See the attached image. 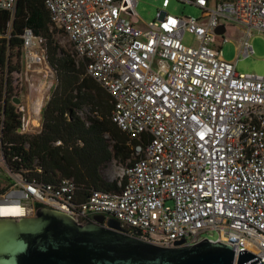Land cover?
I'll return each instance as SVG.
<instances>
[{
	"label": "built area",
	"instance_id": "built-area-1",
	"mask_svg": "<svg viewBox=\"0 0 264 264\" xmlns=\"http://www.w3.org/2000/svg\"><path fill=\"white\" fill-rule=\"evenodd\" d=\"M17 1L0 0V9L13 13ZM179 1L201 15L169 14L170 0H162L141 27L136 0H43L87 75L110 95L111 120L128 136L132 158L118 189L83 195L72 178L43 182L12 171L0 154V213L17 206L7 217L31 216L39 202L81 223L114 217L163 246L206 238L230 243L235 256L245 249L264 260V74L236 70L240 57L254 54L249 31L264 32V0ZM240 27L236 58L226 60L218 41ZM185 33L197 44H185ZM22 40L25 77L38 65L40 76L50 72L42 40L31 28ZM40 90L30 85L38 104ZM210 232L215 237L204 236Z\"/></svg>",
	"mask_w": 264,
	"mask_h": 264
},
{
	"label": "trees",
	"instance_id": "trees-1",
	"mask_svg": "<svg viewBox=\"0 0 264 264\" xmlns=\"http://www.w3.org/2000/svg\"><path fill=\"white\" fill-rule=\"evenodd\" d=\"M26 28L42 40L39 49L55 78L34 132L24 130L23 110L14 101L23 104L27 92L22 40ZM61 33L43 0H18L13 13L0 9V154L12 171L31 178H72L83 195L89 189L116 190L118 180L105 178L101 170L111 160L128 164V136L111 120L110 95L87 75L83 62L77 64L65 51L58 41ZM86 103L97 112L89 122L77 114Z\"/></svg>",
	"mask_w": 264,
	"mask_h": 264
},
{
	"label": "water",
	"instance_id": "water-1",
	"mask_svg": "<svg viewBox=\"0 0 264 264\" xmlns=\"http://www.w3.org/2000/svg\"><path fill=\"white\" fill-rule=\"evenodd\" d=\"M223 26L216 29L222 33ZM20 103L19 99L14 100ZM5 104V102H4ZM163 246L129 233L114 217L78 222L61 210L39 206L31 216L0 217V264H263L247 250L204 238Z\"/></svg>",
	"mask_w": 264,
	"mask_h": 264
},
{
	"label": "rangeland",
	"instance_id": "rangeland-1",
	"mask_svg": "<svg viewBox=\"0 0 264 264\" xmlns=\"http://www.w3.org/2000/svg\"><path fill=\"white\" fill-rule=\"evenodd\" d=\"M136 1L137 4L135 6V15L138 19L137 24L141 27H144L145 23H147L148 21L153 20L158 10H162L161 7L162 0H136ZM217 1L218 0H210L209 5L211 7H214ZM165 11L169 14H173L176 16L184 15V16L199 17L201 15V10L199 8L193 5L185 4L179 0H170V4L167 8H165ZM123 15L126 17V19H130L129 14L125 13ZM243 29H244L243 27H240V29L229 28L224 33L225 41L223 43L218 41V43L221 45L223 57L226 60H234L236 58V47L238 46L239 39L242 35ZM249 40L254 49V54L249 57H240L236 63V70L240 74H244V73L264 74V32L256 28H252L249 31ZM58 41L64 47L65 51L71 53L74 56L77 64L82 63V60L78 56H76L73 46L65 34L61 33V35L58 36ZM183 41L187 45L197 44V41L195 40L194 36L190 33H185L183 37ZM42 70H46V69H42ZM30 76L31 75L29 73L27 75L28 78L25 77L26 81L31 84H34L36 82V78H32V76L31 77ZM54 86H55V80L52 79L50 86H47L46 88V92H45L46 95H49L48 93H50V91L54 88ZM30 98L31 101L33 102L35 101L32 98V96ZM16 104L18 105V108L20 110L22 104L20 103H16ZM44 104H45V100L43 101L41 106L36 102L34 103L31 102L29 109L30 113H28V111H23L24 116L28 117V114H30L32 118H35V120L38 119V121L40 122ZM77 114L86 122H89L91 118L97 116V112H95L92 109V105L89 103L84 104L80 109H78ZM30 126H33L30 132H34L35 128L37 127L36 121L32 120L30 123H27L24 126V128L27 129ZM105 136L106 138H109L108 134H105ZM125 166H126L125 164L120 163L119 161L111 160L102 168L101 173L105 178L109 180H120ZM4 182H5L4 174H0V184ZM204 236L215 237V234L210 232L204 234Z\"/></svg>",
	"mask_w": 264,
	"mask_h": 264
},
{
	"label": "crops",
	"instance_id": "crops-1",
	"mask_svg": "<svg viewBox=\"0 0 264 264\" xmlns=\"http://www.w3.org/2000/svg\"><path fill=\"white\" fill-rule=\"evenodd\" d=\"M42 68V65H38L37 66V69H36V72H34V75H31L32 76V78H36V82L34 83V84H36V85H41V86H43V90L41 91L40 90V92L38 93V101H39V104H40V106L42 105V103H43V101L45 100H47L48 99V96L49 95H46V88H47V86H50V83H51V80L52 79H54L55 80V78H54V74H53V72H48V73H46L44 76H40L39 75V73H37L38 72V70L39 71H41L40 69ZM30 76V77H31ZM25 78V74H23V79ZM24 81H25V83H26V87H27V92H26V94H25V96H24V98H23V103L24 104H22V107H23V111H28V113H30L29 112V109H30V103L31 102H33V101H31V96H32V98H34L35 99V95L34 94H31L30 93V85H31V83H29V82H27L26 81V78L24 79ZM53 90V89H52ZM51 90V91H52ZM50 91V92H51ZM49 94V93H48ZM25 108H26V110H25ZM23 119H24V121L26 120L27 121V123H30L32 120L33 121H36V126H38L39 124H40V122L38 121V119H36L35 120V118H32L31 116H30V114H28V117H25L24 115H23ZM32 127L33 126H30V127H28L27 129L25 128L24 130L25 131H27V132H30V130L32 129Z\"/></svg>",
	"mask_w": 264,
	"mask_h": 264
},
{
	"label": "bare ground",
	"instance_id": "bare-ground-1",
	"mask_svg": "<svg viewBox=\"0 0 264 264\" xmlns=\"http://www.w3.org/2000/svg\"><path fill=\"white\" fill-rule=\"evenodd\" d=\"M17 206H8V207H1L3 212L0 213L2 214L3 217H7V216H12V215H17V213L15 212ZM10 211V212H9Z\"/></svg>",
	"mask_w": 264,
	"mask_h": 264
}]
</instances>
